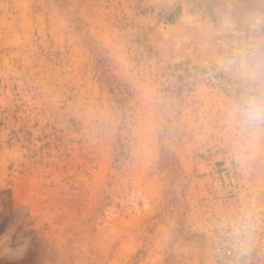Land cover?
I'll return each mask as SVG.
<instances>
[{"label": "rangeland", "instance_id": "obj_1", "mask_svg": "<svg viewBox=\"0 0 264 264\" xmlns=\"http://www.w3.org/2000/svg\"><path fill=\"white\" fill-rule=\"evenodd\" d=\"M223 164L264 183V0H0V264H209Z\"/></svg>", "mask_w": 264, "mask_h": 264}, {"label": "built area", "instance_id": "obj_2", "mask_svg": "<svg viewBox=\"0 0 264 264\" xmlns=\"http://www.w3.org/2000/svg\"><path fill=\"white\" fill-rule=\"evenodd\" d=\"M209 187L218 191L215 226L205 251L209 264H264V183L249 164L214 168Z\"/></svg>", "mask_w": 264, "mask_h": 264}]
</instances>
